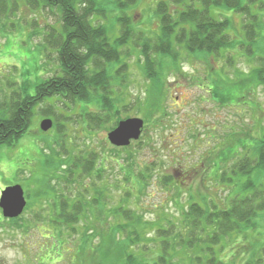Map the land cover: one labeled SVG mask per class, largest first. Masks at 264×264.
Masks as SVG:
<instances>
[{
  "label": "rangeland",
  "instance_id": "rangeland-1",
  "mask_svg": "<svg viewBox=\"0 0 264 264\" xmlns=\"http://www.w3.org/2000/svg\"><path fill=\"white\" fill-rule=\"evenodd\" d=\"M14 1L13 14L0 18V116L5 114L3 106H7L14 93L23 97V88H27V94L33 96L39 79L52 77L59 70L57 52L45 43L49 32L60 30L59 12L31 6L27 0ZM161 1L168 0H139L126 12L133 18L136 32L155 37L160 29L155 9ZM252 9L264 19V0ZM114 15L107 25L114 21ZM228 15L239 30L242 18L232 11ZM111 26L118 29L115 24ZM245 45L254 57L264 58V29L257 44ZM229 54L188 57L181 50L179 68L165 59L166 73L157 71L162 82L157 83L159 89L154 93L139 52L130 53L126 60L129 76L123 86L128 88L118 89L125 101L119 105L120 117L113 116L119 123L131 118L147 121L142 137L128 147H116L108 139L118 126L112 130L114 124L90 122L100 110L96 102L75 104L70 99L49 98L38 105L20 141L0 146V197L7 187L20 185L29 206L18 221L5 219L0 209V264H98L101 256L104 262L100 235L107 241V232L117 223L126 228L131 224L110 216L109 212L120 205L141 213L146 221L155 222V229L174 230L184 239L188 237L186 211L190 203L226 208L237 188L234 183H222V175L235 182L245 181V177L231 175L233 166L242 157L250 156L247 150L264 137V86L260 85L258 74L252 73L261 63L246 54H235L229 63ZM170 66L177 68V72L167 74ZM222 98L231 107L220 105ZM152 101L159 113L155 116L149 112ZM51 112L56 113L55 118L47 116ZM46 119L58 125L44 132L42 123ZM81 159L84 164L88 160L93 162L92 172L81 179V184L72 183L79 177L72 175V179L68 168ZM102 160L107 161L103 167ZM218 164L219 177H214ZM85 188L87 200L94 197L95 191L104 193L107 209L102 217L98 219V212L89 209L93 211L74 225L75 233L71 225L51 226L50 216L55 211L51 207L53 202L50 205L48 200H54V190L74 197ZM94 232L100 234L99 241L92 237ZM145 233L146 239L142 232L143 240L138 242L135 252L139 253V247L144 249L140 253L151 261L159 250L150 240L158 237L151 230ZM126 237L116 235L114 245H127ZM197 237L203 245L207 235L199 233ZM250 238L249 233L248 238H229L228 243L224 242L225 262L228 259L234 264H245L261 259L264 264V235L258 237L254 249ZM117 252L115 249L114 254ZM192 256V252L182 251L176 263L189 264Z\"/></svg>",
  "mask_w": 264,
  "mask_h": 264
},
{
  "label": "trees",
  "instance_id": "trees-1",
  "mask_svg": "<svg viewBox=\"0 0 264 264\" xmlns=\"http://www.w3.org/2000/svg\"><path fill=\"white\" fill-rule=\"evenodd\" d=\"M138 2L139 0H27L31 6L38 5L43 9L59 12L60 30H52L45 38L47 46L57 52L59 70L52 77L40 78L33 96L27 94V88H23V97L21 93L16 92L7 106H3L5 114L0 116V146L18 143L28 130L35 108L49 98L70 99L75 104L96 102L100 110L90 122L97 125L114 124L113 130L119 124L113 115L120 117L122 110L119 105L125 101L122 91L120 94L118 89H121L128 79L129 66L126 60L131 57L129 54L133 51L139 52V59L143 61L145 75L151 81L154 93L159 89L157 83L162 82L157 71L166 73L165 59L171 60L174 67L178 66L181 50L188 57L230 53L226 58L229 63L235 54L237 57L246 54L244 56L260 61L261 66L252 73L258 74L260 85L264 86V58L254 57L245 45L257 44L264 29L263 17L252 9L259 0L161 1L155 9L160 29L154 34V38L145 35L146 32H136L133 18L126 13ZM15 5L14 0H0V18L13 14ZM231 11L242 18L239 30L234 28L232 16L228 15ZM112 14L115 15L111 25L115 24L117 30L110 24L107 25ZM173 66H170L171 70L167 71V74L177 72V68ZM123 88L126 90L128 85ZM217 97L219 98V95ZM219 104L231 107L223 98ZM149 105L150 111L147 110L152 111L150 114L158 115L155 103L152 101ZM55 115V112L47 113L48 117L55 118ZM144 121L146 124L147 120ZM54 125H58V122H54ZM247 151L250 156L242 157L233 166L231 174L245 177V181L235 182L233 178L222 175V183H234L237 188L235 195L228 199L226 208L220 209L211 203H207L205 207L190 203L186 211L189 220L186 239L174 230L166 231L163 227L155 229V222L144 220V216L135 210L127 209L124 205L116 206L117 208L109 212L110 216L115 221L121 218L131 223L127 228L132 227L133 231H128L126 226L119 222L107 232V241L97 232L92 234L95 240L99 241L100 236L103 239L99 242V247L104 249L102 252L105 264H177V255L182 251L193 253L189 264H234L228 259L225 262L226 257L222 256L225 246L222 244L228 243L226 241L229 238L235 241L242 237L248 238L249 233V242L254 249L253 244H258V237L264 235V137ZM237 153L238 150L235 154ZM78 161L75 160L68 169L72 179V175L79 177L72 180V183L81 184V179L91 174L93 162L88 160L84 164L83 160ZM106 162L102 160L101 167ZM218 168L219 164L214 177H219ZM86 190L85 188L81 193H76L74 197H66L54 190V200H48L50 205L53 202L51 207L55 211L50 216V225L55 228L71 225L75 233L74 225L93 211L90 212L89 209H95L99 215L97 218H101L107 209L104 205V193L95 191L94 197L87 200ZM28 208L29 206L25 212ZM39 217L42 218V214H39ZM20 219L19 217L10 221ZM146 230L156 232L158 237L156 240H150L159 250V254L151 261L140 253V250L144 249L139 247V253L135 252L138 242L143 240L142 232L146 239ZM199 233L207 235L203 245H200L202 242L197 237ZM118 234L127 235V245H114ZM115 249H118L116 255ZM101 258L102 256L98 257V264H104ZM260 261L261 259H255L245 264H261Z\"/></svg>",
  "mask_w": 264,
  "mask_h": 264
},
{
  "label": "water",
  "instance_id": "water-1",
  "mask_svg": "<svg viewBox=\"0 0 264 264\" xmlns=\"http://www.w3.org/2000/svg\"><path fill=\"white\" fill-rule=\"evenodd\" d=\"M145 122L140 118H131L121 121L118 127L109 133L110 143L116 147H128L132 141H138L142 135ZM53 127V121L44 120L42 130L48 132ZM27 206L25 192L22 186L7 187L0 197V209L5 219L20 217Z\"/></svg>",
  "mask_w": 264,
  "mask_h": 264
},
{
  "label": "flooded vegetation",
  "instance_id": "flooded-vegetation-1",
  "mask_svg": "<svg viewBox=\"0 0 264 264\" xmlns=\"http://www.w3.org/2000/svg\"><path fill=\"white\" fill-rule=\"evenodd\" d=\"M28 202V201H27Z\"/></svg>",
  "mask_w": 264,
  "mask_h": 264
}]
</instances>
